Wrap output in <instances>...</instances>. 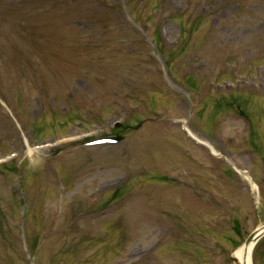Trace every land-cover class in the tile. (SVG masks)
Masks as SVG:
<instances>
[{"label":"rangeland","instance_id":"374dc122","mask_svg":"<svg viewBox=\"0 0 264 264\" xmlns=\"http://www.w3.org/2000/svg\"><path fill=\"white\" fill-rule=\"evenodd\" d=\"M263 220L264 0H0V264H234Z\"/></svg>","mask_w":264,"mask_h":264},{"label":"bare ground","instance_id":"6f19581e","mask_svg":"<svg viewBox=\"0 0 264 264\" xmlns=\"http://www.w3.org/2000/svg\"><path fill=\"white\" fill-rule=\"evenodd\" d=\"M182 122H184V120H181ZM186 128L188 129V132L196 139H198L202 144H204L205 146H207L212 153L214 154H218L217 151L215 150V148H213V146L211 144H209L207 141L200 139L195 133H193L189 127L186 126ZM29 154H32L33 149L28 148L27 151ZM35 152V150H34ZM238 171H240L238 168H236ZM247 180L250 182L252 189L255 191V198L256 200H258V193H257V185L256 183H254L251 179V177L249 175H246ZM259 230H261V228H259ZM254 247H255V241L250 242L249 245H241L238 248H236L233 252H232V256L235 257L238 262L236 264H253L252 262V256H253V251H254Z\"/></svg>","mask_w":264,"mask_h":264},{"label":"water","instance_id":"95a60500","mask_svg":"<svg viewBox=\"0 0 264 264\" xmlns=\"http://www.w3.org/2000/svg\"><path fill=\"white\" fill-rule=\"evenodd\" d=\"M262 228H264V223L262 225ZM262 234H260L257 230L254 231L245 241L244 245H249L252 240H255V242L261 237ZM234 262H237V259L232 258Z\"/></svg>","mask_w":264,"mask_h":264}]
</instances>
